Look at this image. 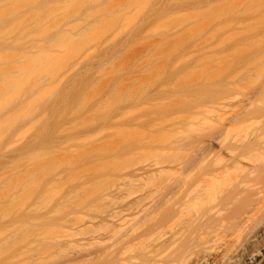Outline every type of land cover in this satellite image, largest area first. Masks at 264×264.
Returning a JSON list of instances; mask_svg holds the SVG:
<instances>
[{"label":"rangeland","instance_id":"1","mask_svg":"<svg viewBox=\"0 0 264 264\" xmlns=\"http://www.w3.org/2000/svg\"><path fill=\"white\" fill-rule=\"evenodd\" d=\"M2 35L0 242L14 240V264L39 239L83 244L104 189L164 167L165 144L196 123L200 137L264 79V0H0Z\"/></svg>","mask_w":264,"mask_h":264},{"label":"bare ground","instance_id":"2","mask_svg":"<svg viewBox=\"0 0 264 264\" xmlns=\"http://www.w3.org/2000/svg\"><path fill=\"white\" fill-rule=\"evenodd\" d=\"M1 56L0 61L8 58ZM262 81L229 113L222 110L227 104L219 103L231 96H221L215 104L216 112L223 107L218 121L212 119L215 124L210 123L206 133V127L195 124L204 128H199L200 137L193 136L197 127L193 135L188 134L193 139L180 141V136L165 144L160 154L164 160L154 165L164 167L132 170L118 177L119 186L104 189L89 209L83 244V240L50 243V238L39 239L40 245L32 249L20 248L24 253L20 260V252L18 258L13 254L16 264H264V254L257 258L264 251V234L259 237L257 232L264 231ZM136 140L128 142L130 148L121 149V156L136 148ZM11 241L4 242L8 249L15 244ZM4 243L1 254L7 251L2 249L7 246ZM51 254L58 258L47 259ZM1 262L14 264L13 260Z\"/></svg>","mask_w":264,"mask_h":264}]
</instances>
